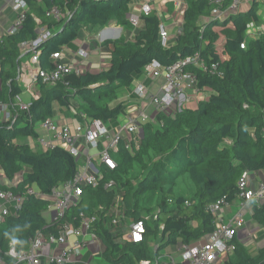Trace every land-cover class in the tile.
I'll return each mask as SVG.
<instances>
[{"label": "trees", "instance_id": "16d2710c", "mask_svg": "<svg viewBox=\"0 0 264 264\" xmlns=\"http://www.w3.org/2000/svg\"><path fill=\"white\" fill-rule=\"evenodd\" d=\"M25 1V20L0 39V106H7L10 114L9 120L0 121V168L11 184H0V188L23 196L22 209L0 224V259L15 264L7 256L11 246L27 250L30 240L47 225L44 212L50 202L27 194L28 188L50 194L76 173L77 161L65 149L32 147L29 140L37 141L39 124L53 119L56 107L72 112L79 121L85 115L119 124L130 105L125 101L111 107L109 103L127 93L131 96L133 83L144 78L146 66L158 61L168 67L198 53L209 66H217L208 72L190 68L198 89L209 97L175 116L158 114L156 124L142 125L139 148L129 150L122 142L113 155L117 168L102 167L103 183L115 181L123 194V222L146 223L145 241L122 244L113 240L104 226L109 216L98 208L109 209L115 194L102 186L86 187L65 222L79 223L76 219L81 213L97 216L98 234L107 247L105 264H139L180 241L188 245L206 241L216 228L210 207L221 200L235 203L241 178L264 172V34L241 48L246 25L260 23V0L225 20L212 19L213 7L207 0H186L183 31L167 48L161 44L162 20L156 10L142 16L140 27L134 28L131 0ZM54 9L60 11L59 18L49 16ZM112 24L134 31V36L102 42L109 69L64 75L56 84L38 78L32 88L39 97L28 110L20 108L17 98L26 93L21 81L26 60L37 52L40 68L51 71L53 56L75 43L83 30L106 29ZM40 29L50 33L47 40L24 52L22 44L36 41ZM186 175L195 188L190 196L175 191ZM252 204V219L264 236V200ZM235 244V251L221 264H264V247L252 253L237 235Z\"/></svg>", "mask_w": 264, "mask_h": 264}, {"label": "built area", "instance_id": "2783aa9c", "mask_svg": "<svg viewBox=\"0 0 264 264\" xmlns=\"http://www.w3.org/2000/svg\"><path fill=\"white\" fill-rule=\"evenodd\" d=\"M14 1L21 10L16 22L17 30L25 20L28 5L25 0ZM207 1L213 7L212 19L225 20L238 14L243 6L249 10L254 2L259 0ZM178 7L179 14L183 17L187 8L186 2H179ZM152 11L151 4L145 3L139 14L130 17V22L135 28H138L141 25L142 16H148ZM49 16L59 18L61 13L58 9H54L49 13ZM258 16L260 23L251 22L246 25L244 42L241 45L243 49L249 39L259 38L264 34V0H260ZM41 30L43 33H40L36 41L22 44L24 52L36 49L38 45L47 40L50 33L44 29ZM182 31L183 29L180 27L177 30V36ZM160 40L165 48L171 46L174 40L163 21L160 25ZM64 53L65 51L55 54L53 56L54 69L45 71L40 68L39 54L35 52L31 62L37 70L32 74L31 84L35 83L38 78H41L44 83L56 84L64 75L76 73L78 68L73 63L62 62ZM76 55L81 61H85L89 57V53L84 49H80ZM211 67L212 70L217 69L216 64L209 66L199 53L168 67H163L158 61H153L145 67L144 78L138 79L133 87L131 96L136 98L135 104H137L133 106L129 104L126 117L116 125L106 124L97 119L90 120L85 115H82V121L76 120L73 125L59 126L54 119H47L41 123V126L37 127L38 138L35 143L45 151L56 147L68 151L77 161L76 173L72 179L55 187L50 194H43L33 188H28L27 194L50 202L47 211L51 212V221H47L44 230L39 231L30 240L27 250L18 251L12 245L7 256L15 264H79L83 263L84 255L90 245L103 243L104 249L93 252L90 260L85 264H105L107 247L98 234L97 216L81 213L76 219L79 223L65 222L69 210L81 202L85 188L90 186H102L105 191H113L115 194V200L109 209L102 205L98 208L102 213L106 212L107 217L109 216L108 221H104V226L111 233L113 240L122 244L143 243L147 235L146 223L144 221L123 222L126 211L123 194L118 192L115 181L103 183L105 174L102 167L111 171L117 168L113 155L118 153L122 142H125L129 150L133 147L139 148L142 125L156 123L158 114L175 116L189 104L205 99L207 93L198 89L197 79L190 68L208 72ZM148 80L156 82V85L153 87L147 85L146 81ZM29 94L30 102H25L22 95L17 98V103L22 110H28L31 101L39 97V92L32 89ZM144 106L145 109L141 108ZM4 107L7 108V106ZM93 151H96L95 155H92ZM96 159L100 162H96ZM250 174L246 173L239 182L241 193L238 200L240 205L237 206V211L233 215L231 214L226 220L221 218L225 207L233 205L225 200L210 207V212L216 217V228L206 241H200L196 245L182 243L177 251L178 256L168 255L162 251L157 258L143 260L139 264H221L236 249L237 231L246 224L244 215L246 205L252 201L264 200V183H260L259 187L252 189L249 185ZM6 181L8 180L5 174H0V184H8L9 181L8 183ZM17 181L12 185H16ZM22 205V195L0 188V224L6 217L19 212ZM0 264H7V262L0 259Z\"/></svg>", "mask_w": 264, "mask_h": 264}, {"label": "crops", "instance_id": "0c3cea01", "mask_svg": "<svg viewBox=\"0 0 264 264\" xmlns=\"http://www.w3.org/2000/svg\"><path fill=\"white\" fill-rule=\"evenodd\" d=\"M181 1L186 2V0H131L132 11H131L130 17L133 15L139 14L140 11L142 10V6L145 3H150L151 6L153 7V10L157 11L158 15L160 16L163 22H166V19L170 17L171 21L169 22L168 25H170V30L172 31L171 33L172 37L176 39L177 34L173 35V32L175 31L176 28L179 29L180 27H182V24H183V17L179 14V7H178V3ZM241 11H244V10H241ZM20 12L21 10L17 7V4L14 0H0V39L5 35L13 33L16 30V22H17ZM109 28L110 29L108 31H104L105 29H101L99 32H97L98 28H90V29L83 30L80 33L78 40L76 41L78 46L71 44L68 48L64 50L65 53H64V57L62 58V62L73 63V65L78 68L77 72H84V71L99 72L101 71V66L104 65L107 61H109V56L107 53L104 52V50L101 47V44L104 41H101L99 39L100 37L99 34H102V36H106V38L107 36L117 35L119 38L122 36H125L128 39H133V36H134V31L125 30L122 27L116 26L115 24H112L111 26H109ZM106 40H116V39L107 38ZM80 49L86 50L89 53L88 58L91 59L92 57H95V60L92 62H89L87 60L81 61L80 59H78L76 53L80 51ZM36 70H37L36 66H34L31 61H30V64L27 63V60L25 61L23 65V72L25 71L28 74V78L29 77L32 78V74H34ZM102 70H105V69H102ZM22 80L23 79L21 78V81ZM137 80L134 81L133 87L137 83ZM24 81L27 82L26 79H24ZM149 86H152V85L149 84ZM25 88H26V93L22 95V98L25 102H30L31 97H30L29 91L31 89L35 90V88H32V84L29 87L25 86ZM128 97H125V99L127 98L129 99V101L126 100V102L130 104V102L132 101V103L135 104L136 101L133 98V96L131 97L128 96ZM193 103H191V105H193ZM150 113H152V111H150ZM55 114L56 116L53 119H55L56 123L59 126H62L64 124L73 125L77 120L75 119L74 114L72 112H67V111L61 112L57 107H56ZM65 114H68V116ZM29 143L32 145V147L33 146L35 148L38 147V145L33 140H29ZM263 180H264V172L251 173L250 178H249V185L252 189H255L258 183L261 181L263 182ZM238 205H240L239 200L233 203L232 206L226 207L223 211V214L221 215V218H224V220H226L231 214L233 215ZM251 205H252V202L247 204L246 209L250 207ZM240 243L244 245L242 240L240 241ZM99 249H101L99 245H96V244L90 245L88 247V251H86L84 255L83 261L87 258L89 261L91 254L93 252L99 251ZM166 251L168 252V250ZM167 252L165 253L168 255L178 256L177 252L176 253H173V252L167 253Z\"/></svg>", "mask_w": 264, "mask_h": 264}, {"label": "rangeland", "instance_id": "374dc122", "mask_svg": "<svg viewBox=\"0 0 264 264\" xmlns=\"http://www.w3.org/2000/svg\"><path fill=\"white\" fill-rule=\"evenodd\" d=\"M242 10H246V8L245 7H243L242 8ZM171 21V19H170V17H168V19H166V22H165V24L167 25V27H168V29L170 30V25H168L169 24V22ZM168 22V23H167ZM101 29H97V32H99ZM177 30H178V28H176L175 29V31L173 32V35H176L177 34ZM40 33H43V30H41L40 29ZM124 33V32H123ZM122 33V34H123ZM170 33H172V31L170 30ZM99 39L101 40V41H106V36H102V34H99ZM108 37V36H107ZM177 37V36H176ZM119 38V37H118ZM175 40L176 39H174V41H173V43H175ZM72 45H75V46H78V44L75 42V43H73ZM87 61H89V62H92V61H94L95 60V57H92L91 59L90 58H87L86 59ZM30 61L31 60H27V63H29L30 64ZM28 65V64H27ZM31 66V65H30ZM109 66H110V63H109V61H107L104 65H102L101 66V70L102 69H105V70H107L108 68H109ZM75 74H79V73H75ZM77 76V75H76ZM22 84H24V86H26V87H29L30 85H31V83H32V79H31V77H29L28 78V74L24 71L23 72V75H22ZM24 79H26L27 80V82L26 81H24ZM146 83L149 85V84H151L152 86L151 87H153V86H155L156 85V82H152L151 80H148V81H146ZM28 85V86H27ZM35 91H36V89H35ZM207 93V92H206ZM128 97V96H130V95H128V93L127 94H124L123 96H121L119 99H117V100H115L114 102H112V103H109V106H111V107H113V106H116V105H118L119 103H122V102H125L126 100H128L129 101V97L127 98V99H125V97ZM131 97V96H130ZM209 97V93H207V97L206 98H208ZM134 99H135V101H136V98L135 97H133ZM125 99V100H124ZM199 101L197 100L195 103H193V105L192 106H194V105H196L197 103H198ZM130 104H131V106H133V105H136V104H133L132 103V101L130 102ZM137 107V106H136ZM141 108H144L145 109V106L144 107H141ZM7 113H9V111H8V109L6 108V107H4V106H0V121H7V120H9V118H10V115L8 116V114ZM65 115H67L68 116V114H65ZM55 120V119H54ZM157 123V122H156ZM155 123V124H156ZM41 126V124H39V126L38 127H40ZM158 126V125H157ZM31 143V142H30ZM33 144V143H32ZM96 154V151H93L92 152V155H95ZM96 162H100L99 160H97L96 159ZM2 170H1V168H0V174H2ZM7 183H8V181H6ZM260 183H264V180H263V182L261 181V182H259L258 183V185L255 187V189L257 188V187H259V185H260ZM175 191H176V193H178V194H181V195H185V196H190V195H192V194H194V192H195V188H194V185H193V183H192V181L190 180V178H189V176L188 175H186V176H184L181 180H180V182H179V185H178V187L175 189ZM226 208V207H225ZM236 211H237V208L235 209ZM252 210H253V204L250 206V207H248L247 209H245V211H244V215H245V221H246V224H245V226L244 227H242V228H240V229H238V231H237V234H238V238H239V240L241 241L242 240V242H243V244L246 246V247H248V248H250V250L252 251V253H255V252H257V250L259 249V248H262V247H264V236H263V234H262V230L260 229V227L257 225V224H255V222L253 221V219H252ZM54 213H55V211H54ZM44 217H45V219L48 221V222H50L51 221V212L50 211H46V212H44ZM100 246V248L101 249H104V245H103V243H101V245H99ZM182 246V242L180 241L179 243H178V245H174V246H171V247H169V248H167L166 250H168V252L165 250V251H163L164 253L165 252H167V253H176L178 250H179V248ZM48 251V250H47ZM88 262V258L87 259H85L84 261H83V263H79V264H85V263H87Z\"/></svg>", "mask_w": 264, "mask_h": 264}, {"label": "water", "instance_id": "95a60500", "mask_svg": "<svg viewBox=\"0 0 264 264\" xmlns=\"http://www.w3.org/2000/svg\"><path fill=\"white\" fill-rule=\"evenodd\" d=\"M110 28H106L104 31H108ZM107 38L109 39H118V36L117 35H113V36H108Z\"/></svg>", "mask_w": 264, "mask_h": 264}]
</instances>
